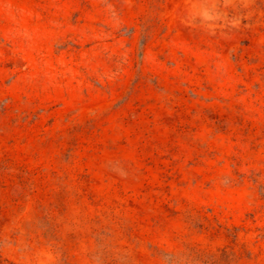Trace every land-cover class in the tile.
I'll return each instance as SVG.
<instances>
[{"label":"rangeland","instance_id":"rangeland-1","mask_svg":"<svg viewBox=\"0 0 264 264\" xmlns=\"http://www.w3.org/2000/svg\"><path fill=\"white\" fill-rule=\"evenodd\" d=\"M0 264H264V0H0Z\"/></svg>","mask_w":264,"mask_h":264}]
</instances>
